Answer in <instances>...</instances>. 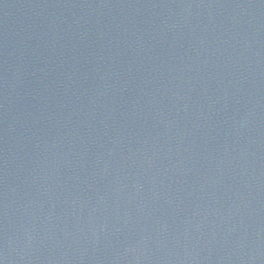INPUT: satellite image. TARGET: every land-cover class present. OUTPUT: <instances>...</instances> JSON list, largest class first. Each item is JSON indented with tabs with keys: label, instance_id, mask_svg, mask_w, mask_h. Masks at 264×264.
I'll list each match as a JSON object with an SVG mask.
<instances>
[{
	"label": "water",
	"instance_id": "water-1",
	"mask_svg": "<svg viewBox=\"0 0 264 264\" xmlns=\"http://www.w3.org/2000/svg\"><path fill=\"white\" fill-rule=\"evenodd\" d=\"M2 264H264V0H0Z\"/></svg>",
	"mask_w": 264,
	"mask_h": 264
},
{
	"label": "snow or ice",
	"instance_id": "snow-or-ice-1",
	"mask_svg": "<svg viewBox=\"0 0 264 264\" xmlns=\"http://www.w3.org/2000/svg\"><path fill=\"white\" fill-rule=\"evenodd\" d=\"M0 264H2V262H0Z\"/></svg>",
	"mask_w": 264,
	"mask_h": 264
}]
</instances>
